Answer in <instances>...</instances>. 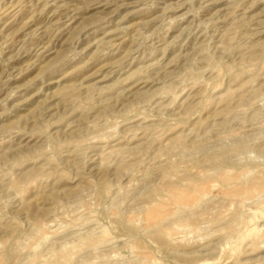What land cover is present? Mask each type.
Returning a JSON list of instances; mask_svg holds the SVG:
<instances>
[{"label": "rangeland", "instance_id": "rangeland-1", "mask_svg": "<svg viewBox=\"0 0 264 264\" xmlns=\"http://www.w3.org/2000/svg\"><path fill=\"white\" fill-rule=\"evenodd\" d=\"M0 264H264V0H0Z\"/></svg>", "mask_w": 264, "mask_h": 264}, {"label": "bare ground", "instance_id": "bare-ground-1", "mask_svg": "<svg viewBox=\"0 0 264 264\" xmlns=\"http://www.w3.org/2000/svg\"><path fill=\"white\" fill-rule=\"evenodd\" d=\"M173 192H174L175 198L176 199H179L180 201H183L184 200L185 202H191V201L194 202L193 201L194 198L191 195L186 194L184 191L174 190ZM157 210H160V208H158V209H152V210H150L148 212L149 219H156V218L159 217V213L160 212H158Z\"/></svg>", "mask_w": 264, "mask_h": 264}]
</instances>
